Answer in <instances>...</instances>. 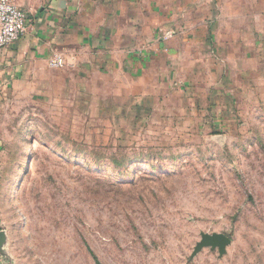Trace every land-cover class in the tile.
<instances>
[{
    "label": "rangeland",
    "instance_id": "rangeland-1",
    "mask_svg": "<svg viewBox=\"0 0 264 264\" xmlns=\"http://www.w3.org/2000/svg\"><path fill=\"white\" fill-rule=\"evenodd\" d=\"M221 9L218 34L237 38L217 68L220 101L142 110L114 74L85 91L29 65L0 103V264H264L260 7ZM202 232L228 234L227 253L192 257Z\"/></svg>",
    "mask_w": 264,
    "mask_h": 264
},
{
    "label": "crops",
    "instance_id": "crops-1",
    "mask_svg": "<svg viewBox=\"0 0 264 264\" xmlns=\"http://www.w3.org/2000/svg\"><path fill=\"white\" fill-rule=\"evenodd\" d=\"M12 1L29 11V24L17 40L0 49V103L29 65L43 68L56 54L65 60L58 70L74 79L75 89L89 90L92 74H114L116 94L130 88L126 94L142 110L151 102L226 97L228 78L217 68L237 35L222 41L218 34L224 0ZM248 1L260 7V39L254 46L258 62L264 64V0ZM245 16L255 18L253 13ZM217 73L224 80L215 83ZM118 77L130 85H121Z\"/></svg>",
    "mask_w": 264,
    "mask_h": 264
},
{
    "label": "built area",
    "instance_id": "built-area-1",
    "mask_svg": "<svg viewBox=\"0 0 264 264\" xmlns=\"http://www.w3.org/2000/svg\"><path fill=\"white\" fill-rule=\"evenodd\" d=\"M29 24V11L17 6L12 0H0V49L17 40ZM49 65L55 69L65 66L64 57L54 55Z\"/></svg>",
    "mask_w": 264,
    "mask_h": 264
},
{
    "label": "water",
    "instance_id": "water-1",
    "mask_svg": "<svg viewBox=\"0 0 264 264\" xmlns=\"http://www.w3.org/2000/svg\"><path fill=\"white\" fill-rule=\"evenodd\" d=\"M231 237L222 232H202L201 239L197 242L192 257L198 254L203 248L210 247L212 250L218 249L219 256L227 253V247L231 244Z\"/></svg>",
    "mask_w": 264,
    "mask_h": 264
}]
</instances>
